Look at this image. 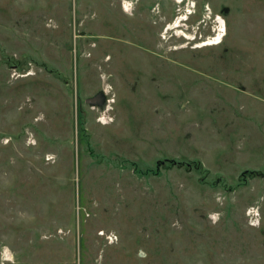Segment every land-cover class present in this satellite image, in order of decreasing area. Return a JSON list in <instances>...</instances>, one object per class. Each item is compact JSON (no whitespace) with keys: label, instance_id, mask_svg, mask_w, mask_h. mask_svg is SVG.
<instances>
[{"label":"rangeland","instance_id":"rangeland-1","mask_svg":"<svg viewBox=\"0 0 264 264\" xmlns=\"http://www.w3.org/2000/svg\"><path fill=\"white\" fill-rule=\"evenodd\" d=\"M4 246L264 264V0H0Z\"/></svg>","mask_w":264,"mask_h":264},{"label":"built area","instance_id":"built-area-1","mask_svg":"<svg viewBox=\"0 0 264 264\" xmlns=\"http://www.w3.org/2000/svg\"><path fill=\"white\" fill-rule=\"evenodd\" d=\"M109 240H112L111 236H109ZM1 257L3 259V261H11L13 259L11 253L9 252L8 248H6L5 246L1 249Z\"/></svg>","mask_w":264,"mask_h":264},{"label":"water","instance_id":"water-1","mask_svg":"<svg viewBox=\"0 0 264 264\" xmlns=\"http://www.w3.org/2000/svg\"><path fill=\"white\" fill-rule=\"evenodd\" d=\"M100 99H101L100 94H96V95H94L92 97L86 98V102L90 103V104H94L96 102L97 103L100 102Z\"/></svg>","mask_w":264,"mask_h":264},{"label":"bare ground","instance_id":"bare-ground-1","mask_svg":"<svg viewBox=\"0 0 264 264\" xmlns=\"http://www.w3.org/2000/svg\"><path fill=\"white\" fill-rule=\"evenodd\" d=\"M221 31V30H220ZM219 35H220V33H218ZM217 38V37H216ZM216 40L215 39H213V40H211V41H208V43H214Z\"/></svg>","mask_w":264,"mask_h":264},{"label":"clouds","instance_id":"clouds-1","mask_svg":"<svg viewBox=\"0 0 264 264\" xmlns=\"http://www.w3.org/2000/svg\"><path fill=\"white\" fill-rule=\"evenodd\" d=\"M216 219H218V217H213V220L215 221ZM257 226H258V221L256 222Z\"/></svg>","mask_w":264,"mask_h":264}]
</instances>
